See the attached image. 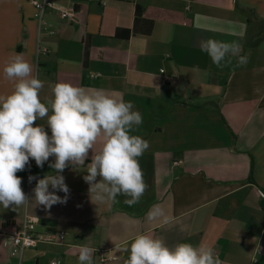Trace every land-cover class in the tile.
<instances>
[{
	"label": "crops",
	"instance_id": "crops-1",
	"mask_svg": "<svg viewBox=\"0 0 264 264\" xmlns=\"http://www.w3.org/2000/svg\"><path fill=\"white\" fill-rule=\"evenodd\" d=\"M32 1L0 0V94L13 87L4 65L23 54L45 83L42 102L57 82L130 101L143 117L132 134L150 147L138 158L148 188L133 206L123 195L92 202L87 166L62 173L66 203L45 208L33 201L15 211L0 205V230L28 214L39 219V234L65 233L61 243L26 251L22 264H77L81 245L94 249V264H126L123 249L141 233L169 247L203 243L222 264H264V0H50L74 5L75 22L53 10L40 20ZM137 10L154 23L152 33L117 38L118 30H133ZM208 38L238 42L247 64L237 67L233 58L218 68L201 51ZM162 70L176 78L174 85ZM102 144L101 137L95 152ZM32 161L17 173L29 196L36 183L29 176L53 171L48 162L40 168ZM154 205L170 223L147 219ZM0 264L17 260L0 251Z\"/></svg>",
	"mask_w": 264,
	"mask_h": 264
},
{
	"label": "clouds",
	"instance_id": "clouds-1",
	"mask_svg": "<svg viewBox=\"0 0 264 264\" xmlns=\"http://www.w3.org/2000/svg\"><path fill=\"white\" fill-rule=\"evenodd\" d=\"M200 48L218 68L232 64L233 58L237 67L248 62V55L241 54L242 46L236 41L208 38L200 42ZM2 72L13 87L9 93L0 94V205L15 211L33 201L45 208L66 203L70 189L62 173L69 167L80 171L85 166L83 179L89 185L92 202H116L123 195L127 205L139 203L148 185L138 158L150 144L132 134L143 123L132 102L115 99L103 90L88 92L67 82L50 85L51 96L42 102L40 93L45 83L35 66L19 53L10 57ZM40 119H46V124H37ZM101 137L103 144L97 153L95 145ZM90 152L91 160L86 164ZM31 160L40 168L48 162L53 171L42 178L29 176V183L36 181L29 196L17 173ZM147 219L168 224L172 218L154 205ZM123 251L129 254L126 264H222L214 249L203 243L181 242L169 247L148 233L136 235ZM93 253V248L81 245L77 264H94Z\"/></svg>",
	"mask_w": 264,
	"mask_h": 264
},
{
	"label": "built area",
	"instance_id": "built-area-1",
	"mask_svg": "<svg viewBox=\"0 0 264 264\" xmlns=\"http://www.w3.org/2000/svg\"><path fill=\"white\" fill-rule=\"evenodd\" d=\"M102 3L105 5L106 1L103 0ZM32 5L37 10V17L40 20L47 10L55 11L63 21L75 22L76 20L77 11L74 5L64 8L50 0H33ZM161 74L168 83L173 85L176 83V78L164 75V70L161 71ZM29 166H33L32 160ZM259 195L264 201V192L259 191ZM38 222L37 217L26 214L21 224L7 230H0V251H6L11 259L17 260V264H22L25 252L35 248L40 242L61 243L65 239L64 232H60L56 236L39 234L37 232ZM51 264L62 263L60 260H55Z\"/></svg>",
	"mask_w": 264,
	"mask_h": 264
},
{
	"label": "trees",
	"instance_id": "trees-1",
	"mask_svg": "<svg viewBox=\"0 0 264 264\" xmlns=\"http://www.w3.org/2000/svg\"><path fill=\"white\" fill-rule=\"evenodd\" d=\"M154 23L142 17V12L137 10L133 30H118L116 37L119 39H129L132 34L150 35Z\"/></svg>",
	"mask_w": 264,
	"mask_h": 264
}]
</instances>
